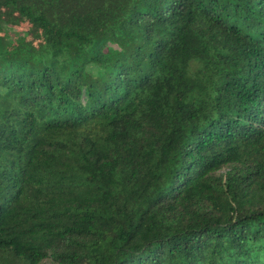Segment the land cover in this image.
Returning a JSON list of instances; mask_svg holds the SVG:
<instances>
[{
    "label": "trees",
    "instance_id": "16d2710c",
    "mask_svg": "<svg viewBox=\"0 0 264 264\" xmlns=\"http://www.w3.org/2000/svg\"><path fill=\"white\" fill-rule=\"evenodd\" d=\"M0 264H264V0H0Z\"/></svg>",
    "mask_w": 264,
    "mask_h": 264
},
{
    "label": "rangeland",
    "instance_id": "374dc122",
    "mask_svg": "<svg viewBox=\"0 0 264 264\" xmlns=\"http://www.w3.org/2000/svg\"><path fill=\"white\" fill-rule=\"evenodd\" d=\"M2 15L7 18L8 20H10L11 22H13L12 24L8 23V25H6L4 28L7 31V38H13L15 40V43H17V39L19 37H23L26 33V30H30V28H33L34 26L32 25V23H27L26 22H22L20 21V19L16 18V15L12 12H2ZM14 16V18H13ZM9 21V22H10ZM29 41L32 43H40L41 41V37L36 35V34H32L31 37L29 36ZM112 48H115V45L110 46ZM91 68V67H90ZM228 172V169L225 168L222 171L219 172V174L225 175Z\"/></svg>",
    "mask_w": 264,
    "mask_h": 264
}]
</instances>
